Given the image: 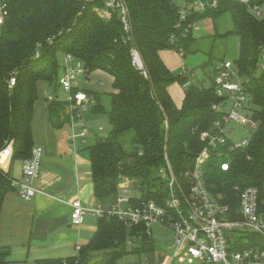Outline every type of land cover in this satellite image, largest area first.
I'll return each mask as SVG.
<instances>
[{
  "label": "trees",
  "instance_id": "16d2710c",
  "mask_svg": "<svg viewBox=\"0 0 264 264\" xmlns=\"http://www.w3.org/2000/svg\"><path fill=\"white\" fill-rule=\"evenodd\" d=\"M131 22V34L144 68L131 64L130 44L123 43L116 15L106 20L94 12L103 0L85 4L78 0H0L7 15L0 25V146L13 140V160L30 157L34 147L31 135L33 106L37 100V83L58 86L60 64L57 55L70 54L87 70L85 77L101 70L113 78L109 110L105 113L110 132L97 138L87 148L91 166L93 193L99 206L116 201L119 185L130 184L141 199L159 205L167 197L165 184L158 176L168 164L179 186L187 192L186 172L194 167L204 143L199 133L210 130L221 115L211 106L218 104L211 79L202 88L187 75L173 76L159 58V52L181 48L185 53L195 43L189 35L172 45L178 16L172 0H124ZM231 15L239 37L238 57L233 60L239 75L247 78L244 90L251 98V118L257 123L247 147L233 151L219 146L203 164V180L210 195L230 209L231 218L239 219V194L245 188L258 192V211L264 215V69L258 70V46L264 43V21L253 17L243 5L220 0L215 11L196 16ZM225 35V36H227ZM11 76L13 87H8ZM84 77V78H85ZM184 88V98L177 107L168 88ZM73 89L72 92H76ZM93 95L97 94L84 91ZM66 103L52 99L47 107L49 121L56 129L69 121ZM92 112H100V107ZM228 162V170L221 164ZM0 173V211L5 195L14 192ZM234 251H264V239L244 233L229 241ZM154 251V243L143 224L127 228L116 217L97 218L91 240L75 257L39 260L36 264H117L125 255H142ZM9 249L0 246V264Z\"/></svg>",
  "mask_w": 264,
  "mask_h": 264
},
{
  "label": "built area",
  "instance_id": "2783aa9c",
  "mask_svg": "<svg viewBox=\"0 0 264 264\" xmlns=\"http://www.w3.org/2000/svg\"><path fill=\"white\" fill-rule=\"evenodd\" d=\"M78 1L85 4L95 2V0ZM231 1L245 6L255 16L262 15L264 0ZM172 2L178 16L177 23L173 27L174 32L169 37L170 44L174 45L178 39L199 31V21L194 20L195 17L217 10L220 0H172ZM94 12L106 20L116 15L121 29V39L123 43L131 46V64L147 79L143 61L132 38L130 13L124 0H103V7L94 8ZM6 15L5 6L1 5L0 25ZM174 51L181 58L185 56L181 48ZM60 67L58 85L68 94L65 103L70 126L73 129L80 120L77 111L92 110L96 106V99L84 91L72 92L75 89L74 82L80 77H85L87 72L81 61L70 54H64ZM256 67L258 70L264 69V43L258 46ZM211 79L215 94L220 99V102L213 104L211 109L221 117L211 124L210 130L199 133V139L204 143V147L196 157L193 169L185 174L188 183L187 192L179 186L167 164L158 173L167 191V197L162 205L152 200L141 199L130 185H125V182L119 185L116 201L107 208L98 205L90 209L83 207L78 200L72 201L70 221L73 226H80L83 218L88 215L97 218L103 215L116 217L127 228L143 224L148 230L154 225H159L171 232L174 257L181 263L264 264V251L258 249L234 251L229 244L233 237L243 236L244 233L257 234L264 239V215L258 211L257 190L245 188L240 192L237 212L240 218L232 219L229 207L219 204L208 192L202 170L210 152L215 151L219 146H225L228 152L248 146L250 139L234 140L232 137L234 130L230 128L233 123L253 131L257 127V123L250 116L251 98L244 90V84L248 79L242 78L233 61L229 60L213 64ZM14 84L15 78L11 76L8 87L11 88ZM198 85L200 88L203 86ZM86 133L85 124H80V131L72 133L70 137L71 144L74 145L76 140L83 141ZM13 146V140L5 141L0 146V173L7 175L18 198L28 202L40 191L35 185L40 177L43 149L34 146L30 157L20 160V177L14 178L8 175L13 161ZM220 167L222 171H227L228 162L222 163Z\"/></svg>",
  "mask_w": 264,
  "mask_h": 264
},
{
  "label": "crops",
  "instance_id": "0c3cea01",
  "mask_svg": "<svg viewBox=\"0 0 264 264\" xmlns=\"http://www.w3.org/2000/svg\"><path fill=\"white\" fill-rule=\"evenodd\" d=\"M161 53L162 51L158 55L163 62ZM60 75L61 72L59 77ZM112 83L113 78L101 70L93 71L87 78L80 77L74 82L75 89L97 94L94 109L100 107V112L91 110L93 119L106 116L109 108L104 111L101 97H108L110 105V95L115 93ZM170 87L168 93L175 105L180 107L184 93L178 90V99L179 94L182 96L176 103ZM59 91V85L54 88L45 82L37 83L31 135L33 146L43 149L40 177L35 185L40 191L28 202L19 199L14 192H8L3 199L0 211V246L9 249L4 264H36L39 260L75 257L97 229L95 216H85L78 227L73 226L70 221L72 201L78 200L83 207L90 209L98 206L93 193L87 151L92 145L87 143V139L98 138L97 131L93 133L86 129L83 141L76 140L72 145L70 137L72 133L80 131L82 120L73 129L69 121L59 129L50 123L47 107L52 99H60L57 93ZM59 101L65 102L62 99ZM101 131L102 128H98V132ZM20 167V160H13L8 175L20 177ZM147 231L154 243V251L142 255H125L117 260V264H200L181 263L174 257L173 236L167 228L154 225Z\"/></svg>",
  "mask_w": 264,
  "mask_h": 264
},
{
  "label": "rangeland",
  "instance_id": "374dc122",
  "mask_svg": "<svg viewBox=\"0 0 264 264\" xmlns=\"http://www.w3.org/2000/svg\"><path fill=\"white\" fill-rule=\"evenodd\" d=\"M248 12L259 21H264V7L262 8L261 17L255 16ZM199 31L193 32L192 36L196 39L195 43L191 48L185 53L184 57H178L174 50H164L160 54L166 68L171 72L173 76L187 75L190 82H197L204 87L210 86V81L212 77V67L213 64L223 60L233 61L238 57L239 51V37L233 34L227 35V33L234 30L233 21L231 15L225 12L219 16L213 17H203L199 20ZM227 35V36H225ZM63 59V54L57 55V61L61 64ZM180 89L182 94L184 93V88L173 84L170 87V92L178 103L181 98L179 94V99L177 97V92ZM59 95V100H68V94L63 92L61 89L57 92ZM180 93V92H178ZM102 105L105 109L109 108V99L105 95L101 97ZM107 102L105 104V102ZM180 104V103H179ZM82 123L85 124L86 129L96 133L98 138H105L111 128L107 121L106 116H100L94 118L91 116V109L87 111H78ZM98 128H102L101 132H98ZM230 128H233L234 140L250 139L253 134V130L248 127L240 126L238 124H231ZM97 139V138H96ZM93 137L87 139L88 144H94L95 140ZM126 186L130 184L126 183Z\"/></svg>",
  "mask_w": 264,
  "mask_h": 264
}]
</instances>
